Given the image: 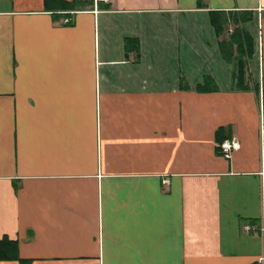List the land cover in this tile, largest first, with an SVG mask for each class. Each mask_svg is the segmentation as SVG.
<instances>
[{
  "label": "crops",
  "instance_id": "crops-1",
  "mask_svg": "<svg viewBox=\"0 0 264 264\" xmlns=\"http://www.w3.org/2000/svg\"><path fill=\"white\" fill-rule=\"evenodd\" d=\"M98 1L0 0V239L29 264H260L264 0Z\"/></svg>",
  "mask_w": 264,
  "mask_h": 264
},
{
  "label": "trees",
  "instance_id": "trees-1",
  "mask_svg": "<svg viewBox=\"0 0 264 264\" xmlns=\"http://www.w3.org/2000/svg\"><path fill=\"white\" fill-rule=\"evenodd\" d=\"M48 6L53 5H59L62 10L65 11H72V10H84L87 7L93 6L95 4V0H72V1H65V0H45ZM52 3V4H50ZM99 7L108 9L109 5H103V1H98ZM227 19L225 18H218V22L213 17V24L215 26L217 34L223 33L224 26ZM220 22V23H219ZM238 30V29H237ZM240 33V30L239 32ZM248 39L247 37L245 38ZM236 38L233 36L230 41H224L220 43L221 52L223 54V57L227 60L231 58L234 51V43ZM134 40L126 39L125 41V47H129V43H131ZM244 49V42L241 44H238V51L240 54V61H239V76H238V88L241 90H249L250 86L247 83V65L246 61L244 60L243 54L241 52V49ZM208 84V81H206L205 86ZM199 90L201 91H207L208 89L206 87H201ZM0 260H18L22 264H29L30 261L26 259H22L19 255V245L18 242L15 240H12L8 237H3L0 239Z\"/></svg>",
  "mask_w": 264,
  "mask_h": 264
},
{
  "label": "built area",
  "instance_id": "built-area-1",
  "mask_svg": "<svg viewBox=\"0 0 264 264\" xmlns=\"http://www.w3.org/2000/svg\"><path fill=\"white\" fill-rule=\"evenodd\" d=\"M100 1H104V2H108V0H100ZM240 148V144L238 141L232 140H225L221 145H220V149H221V154L225 157V158H230L233 154V152L237 149ZM252 228H255L253 226L250 225H244L243 226V230L245 232H249ZM262 262H264V258H261L259 263L261 264Z\"/></svg>",
  "mask_w": 264,
  "mask_h": 264
}]
</instances>
